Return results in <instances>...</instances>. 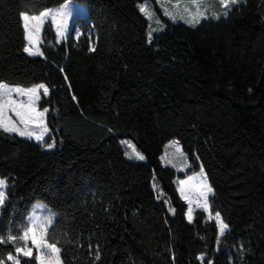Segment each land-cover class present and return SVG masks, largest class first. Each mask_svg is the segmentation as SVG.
Segmentation results:
<instances>
[{"label":"trees","instance_id":"obj_1","mask_svg":"<svg viewBox=\"0 0 264 264\" xmlns=\"http://www.w3.org/2000/svg\"><path fill=\"white\" fill-rule=\"evenodd\" d=\"M65 1L0 0V82L48 86L37 106L49 109L56 143L45 151L0 132V236H19L40 201L57 216L47 241L63 264H264V0L196 27L167 22L151 43L145 0H75L89 10L92 39L73 26L58 42L47 22L44 55L29 56L22 13ZM170 140L191 172L202 164L211 212L228 226L220 239L204 210L188 221L182 174L162 163ZM123 141L145 159H129ZM15 247L0 244V260Z\"/></svg>","mask_w":264,"mask_h":264},{"label":"snow or ice","instance_id":"obj_2","mask_svg":"<svg viewBox=\"0 0 264 264\" xmlns=\"http://www.w3.org/2000/svg\"><path fill=\"white\" fill-rule=\"evenodd\" d=\"M239 0H220L225 8L227 9L230 5H235ZM192 3L199 7L200 0H192ZM140 11L147 13V9L141 5ZM227 11L224 12L226 16ZM70 12L68 11V6H62V8L55 13H52L51 10L42 12L39 16L30 17L26 13H22L23 28L27 31V40L28 46H25L23 51L29 56H43L44 53L39 49V40L42 26L45 23V19L51 17V23L55 26L56 35L63 39L68 32V17ZM150 17V14H148ZM202 13L197 11L196 13H188L185 16H180L179 19L184 20L187 24L195 26L200 22ZM175 19V17H172ZM148 41H152V32L148 33ZM91 51H95V48H91ZM43 90L45 96L50 92V89L47 85L41 83L33 85L32 87H9L7 84L0 83V132L5 134H14L21 138H27L29 140L34 139L35 141L43 142V146L46 149H52L55 145V140L50 135V129L48 128L45 115L48 113L49 109L44 108L39 110L37 108V102L41 99L40 90ZM13 93H16L18 97H26L25 99H13ZM75 99V97H73ZM14 114L16 119H13L12 115ZM48 137V140H46ZM51 142H48V141ZM128 145L131 151L126 152L125 155L129 159H135L143 161L145 159L144 155L139 152L135 145L131 141H123ZM175 143V142H174ZM180 195L183 197L188 204L187 218L189 221H192L193 216V203L200 209H203L208 212L210 219H215L220 221V234L223 235L225 230L228 228L226 224L220 219V213L217 211L213 216L211 213L209 205L210 195L214 196L213 188L207 183L206 175L201 172L196 173L195 175H189L186 180H180ZM7 187V182L4 179H0V206L5 203L6 193L2 189ZM155 187V185H154ZM193 194L195 195V200L193 199ZM159 199V197H157ZM174 212L175 209H172ZM50 219L41 220L40 217H34L31 220V226L24 228L23 234L19 237L11 235V232L7 234L6 237L0 236V244L11 243L15 244L16 240L19 239L25 244L31 242L32 245L37 249H45L49 253L48 259H45L43 256H37L35 259L38 264H61L59 259L60 249L56 245L49 244L45 239L47 229L45 225L50 224ZM20 231L21 229H17ZM91 247V246H90ZM14 251L22 255L25 258L32 257L33 250L29 248L15 247ZM95 259H99V255L95 256ZM6 261L12 262V264H20V259L17 255L9 253L5 259L0 260V264H6Z\"/></svg>","mask_w":264,"mask_h":264},{"label":"rangeland","instance_id":"obj_3","mask_svg":"<svg viewBox=\"0 0 264 264\" xmlns=\"http://www.w3.org/2000/svg\"><path fill=\"white\" fill-rule=\"evenodd\" d=\"M240 1L241 0H239V2ZM65 5L68 6V11L70 12V15L68 17V32L66 33V35L63 39H60L57 36V41L61 42L62 40H66L70 31L72 30L73 26H74V34H75V37L77 39H79L83 34H87L92 39L94 31L90 27L91 22L88 20L89 10L85 5L79 3L75 0H67L62 5L56 6V7H51L49 9H46L45 11L51 10L52 13H55L56 11L60 10L62 8V6H65ZM141 5H143L147 9V13L150 14V17H149L148 14L142 12L143 15L150 21L149 32L150 31L152 32V39L154 38L155 34L161 33L162 31H164L166 29L167 22H182L188 26L196 27L203 20H208V19L216 20V19H220L222 17H226L228 14L225 16L224 12L227 11V13H229L230 9L233 7V5H230L226 9L225 6L222 3H220V0H200V4H199L198 8H197V6H195L192 3V0H145L142 3H140L139 8ZM45 11H43V12H45ZM197 11H199L203 15L200 18V22L198 24H196L195 26L189 25L184 20L179 19L180 16H185L188 13H196ZM35 16H39V15H35ZM30 17H32V16H30ZM172 17H175V19H172ZM47 22H51V17H48L45 19V23H47ZM45 23H44V25H45ZM44 25L42 26L41 33H40V40H39L40 51H41L40 44L42 42V32L44 29ZM53 29L56 32L54 25H53ZM26 40H27V31H26ZM27 46H28V40H27ZM0 83L7 84L9 87H17L18 86V85H12V84H9L6 82H0ZM19 87H23V86H19ZM24 88H28V87H24ZM41 94H44L42 89L40 90V95ZM13 99H17V100L25 99L26 100V97H18L16 93H13ZM38 102H37V104H38ZM37 108H38V106H37ZM9 115H12L13 119H16L14 114L9 113ZM24 139H27V138H24ZM46 140H48V137H46ZM32 141H35V140L32 139ZM35 142L40 144L45 151H52L56 147V143H55V145L52 149H46L43 146V142H39V141H35ZM48 142H51V141L49 140ZM162 163L165 166H170V167L174 168L178 173L182 174V175H179L177 178V189H178L179 194H180V191H179V189H180L179 181L180 180H186L189 175H195L196 173L201 172V168L203 169V173L206 175V172H205V170H204V168L200 162H199L200 165L195 172L190 171L193 167V164L189 160L187 155L184 153L182 146L180 145V143L177 140H170L166 143L165 150H164V153L162 156ZM206 178H207V183L210 185V182L208 180L207 175H206ZM0 179H2V178L0 177ZM2 190L5 191V188ZM210 197H211V195H210ZM210 197H209V205H210V209H211ZM195 198L196 197L193 194V199L195 200ZM182 199H183V197H182ZM185 202L187 203V201H185ZM187 206H188V204H187ZM192 208H193L192 216L194 219L196 211L203 210V209L198 208L195 203H193ZM187 212H188V210H187ZM205 212L207 213L208 219L215 221L218 224V227L220 229V221L215 220V219H210L208 212L207 211H205ZM0 213H1V206H0ZM212 215L214 216L215 214L212 213ZM34 217H40L42 221L44 219H50L51 220L50 224L45 225V227L47 229L45 239L47 240L48 232H49L50 228L52 227V225L54 224V221L56 220V217H57L56 214L52 210H50L44 203L37 201L31 206V209H30V212H29V215L27 218L26 227L31 226V220ZM193 219H192V221H193ZM220 219L222 220L221 216H220ZM192 221H189V222H192ZM22 234H23V231L19 236H21ZM11 235L16 236L12 233H11ZM19 236H16V237H19ZM221 237H222V235L220 234V230H219V239ZM15 244L17 247H21V248H25V249L31 247L33 250V255H36V257L37 256H43L45 259L50 258L49 253L45 249L37 250L32 245V243L30 241L27 242V244H25V242L17 239ZM13 255H17L18 257L22 256V255H19L17 253H15ZM201 258H203V257L201 256ZM59 259H60L61 264H63L61 257H60V253H59ZM6 264H12V262L6 261Z\"/></svg>","mask_w":264,"mask_h":264}]
</instances>
